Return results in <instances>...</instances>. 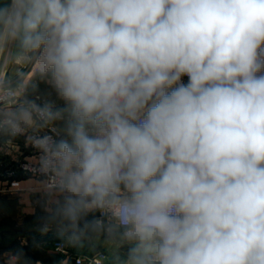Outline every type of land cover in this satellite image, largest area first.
Returning <instances> with one entry per match:
<instances>
[{"label": "clouds", "instance_id": "9594fccd", "mask_svg": "<svg viewBox=\"0 0 264 264\" xmlns=\"http://www.w3.org/2000/svg\"><path fill=\"white\" fill-rule=\"evenodd\" d=\"M0 133L38 153L44 232L264 264V0H0Z\"/></svg>", "mask_w": 264, "mask_h": 264}, {"label": "crops", "instance_id": "0c3cea01", "mask_svg": "<svg viewBox=\"0 0 264 264\" xmlns=\"http://www.w3.org/2000/svg\"><path fill=\"white\" fill-rule=\"evenodd\" d=\"M18 66L28 71L27 65H20L17 61L9 66L8 72ZM40 87L45 88L46 85L41 83ZM53 99L57 107H63V102L56 99L55 94ZM0 150V154L14 161L21 160L31 151L25 136L11 137L5 133H0ZM37 180V177L30 176L8 179L0 169V253L22 249L28 264H75L73 257L56 249V241L67 242L66 237L55 226L47 232L41 230L38 217L43 215V209L32 191ZM68 245L77 254L104 250L107 264H111L113 250L103 240H84L80 245Z\"/></svg>", "mask_w": 264, "mask_h": 264}, {"label": "built area", "instance_id": "2783aa9c", "mask_svg": "<svg viewBox=\"0 0 264 264\" xmlns=\"http://www.w3.org/2000/svg\"><path fill=\"white\" fill-rule=\"evenodd\" d=\"M8 72V68L5 69ZM35 74V68L27 71V79H33ZM183 82L187 83L188 77H182ZM24 137V135H18ZM30 145V144H29ZM30 153L25 155L19 161H14L13 158L7 157L4 154H0V169H2L3 175L8 178H16L17 176H30L36 177L31 171L25 168L26 164H29L32 158L38 155L37 151L30 145ZM1 151V150H0ZM38 178V177H37ZM56 249L65 253L69 257H73L75 264H107V253L104 250H98L95 253H80L77 254L71 250L66 241H56Z\"/></svg>", "mask_w": 264, "mask_h": 264}, {"label": "trees", "instance_id": "16d2710c", "mask_svg": "<svg viewBox=\"0 0 264 264\" xmlns=\"http://www.w3.org/2000/svg\"><path fill=\"white\" fill-rule=\"evenodd\" d=\"M97 252V251H96Z\"/></svg>", "mask_w": 264, "mask_h": 264}]
</instances>
